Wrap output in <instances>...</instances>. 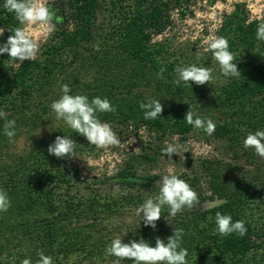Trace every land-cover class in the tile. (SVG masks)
Here are the masks:
<instances>
[{
	"label": "trees",
	"instance_id": "1",
	"mask_svg": "<svg viewBox=\"0 0 264 264\" xmlns=\"http://www.w3.org/2000/svg\"><path fill=\"white\" fill-rule=\"evenodd\" d=\"M4 3L0 0V28L5 29L0 46L13 34L9 28L21 26ZM67 6L71 26L57 31L36 59L7 67L8 55H0V110L16 122L14 142H9L3 130L5 120L0 119V190L11 202L7 212H0V264H21L26 258L37 264L40 251L51 256L53 264H78V259L113 262L115 257L105 253L111 240L98 229V221L122 203L135 200L124 191L151 185L149 179L125 169L117 176L122 190L117 200L71 193L76 171L66 165V158L57 159L47 151L57 136L74 140L76 153L89 148L87 139L57 120L51 110L65 84L71 95L110 101L116 112L98 113L102 122L144 128L158 141L168 135L184 138L195 130L184 120L190 108L196 116L215 123L211 136L232 151L231 161L203 160L199 176H184L198 194V204L174 218L165 206L155 229L142 223L127 234L124 243L143 239L155 247L157 237L167 242L180 228L188 264H264V159L243 146L247 134L264 130V41L256 39L262 22L251 19L243 4L222 17L216 36L228 40L241 73L239 78H226L211 51L196 55L173 50L160 37L170 24V0H68ZM191 64L213 69L212 82L176 85L177 66ZM149 100L163 105L155 120L144 119L140 108ZM39 132L44 133L39 136ZM20 139L25 146L16 150ZM242 162L246 167L240 166ZM202 178L206 191L199 185ZM215 199L225 202L196 209ZM217 212L231 215L233 222L243 220L246 235L220 236Z\"/></svg>",
	"mask_w": 264,
	"mask_h": 264
},
{
	"label": "clouds",
	"instance_id": "2",
	"mask_svg": "<svg viewBox=\"0 0 264 264\" xmlns=\"http://www.w3.org/2000/svg\"><path fill=\"white\" fill-rule=\"evenodd\" d=\"M4 8L15 15L21 26L8 29L13 34L7 38L5 44L0 46V55L5 53L8 55L9 60L6 64L9 67L36 59L39 53V44L29 35L28 26H34L48 35L54 31L55 24L59 21L57 12L45 0H5ZM4 31V28H0V36ZM256 39L264 41V22L257 26ZM95 50L99 51L98 45ZM207 50L212 52L213 59L217 62L224 77H241L237 63L234 62L235 56L229 50V42L225 37H211ZM15 61H19V63H15ZM163 71L164 69H161L158 75H162ZM175 71L177 79L174 83L178 86L181 82L189 87H191L189 82L197 86L209 85L213 80V69L200 67L196 64L177 66ZM61 92L60 98L51 104V110L57 120H62L74 133L85 137L89 144L97 149L120 145L121 141L112 130L111 125L98 118V113L116 112V108L107 98L95 97L89 101L85 95H71V89L67 84L62 86ZM140 108L143 110L146 120H155L163 112V105L159 100L141 103ZM0 119L5 120L4 134L9 138V142H14L15 120H8L7 113L3 110H0ZM184 120L195 130H201L209 136L215 132L216 125L211 119L205 120L196 116L190 108ZM76 146L77 144L71 138L57 136L47 151L49 155L55 156L57 159H78L75 151ZM243 146L245 149L254 150L259 158L264 159V130L247 134ZM181 148L182 146L179 144L170 143L164 149V155L171 159L172 156L177 155ZM159 183L158 194L148 198L136 210L140 222L142 221L145 227L152 229L156 228V222L161 219V213L165 206L169 209V215L174 218L185 208L190 209L199 203L198 194L177 175H164ZM123 194L127 195L126 192ZM10 206L8 194L0 190V212H7ZM215 224L216 232L220 236L235 233L243 237L247 233L245 222L243 220L233 222L231 215L217 212ZM183 235V229L176 228L173 234L167 238V242L157 237L155 247L150 246L143 239L139 242L133 240L124 243L123 238L117 236L106 247L105 253L115 257L113 264H123L124 261H131L132 264H188V250L181 247ZM38 255L37 264H53L52 257L46 256L43 251H40ZM21 264H32V262L26 258L21 261Z\"/></svg>",
	"mask_w": 264,
	"mask_h": 264
},
{
	"label": "rangeland",
	"instance_id": "3",
	"mask_svg": "<svg viewBox=\"0 0 264 264\" xmlns=\"http://www.w3.org/2000/svg\"><path fill=\"white\" fill-rule=\"evenodd\" d=\"M45 2L57 12L59 21L56 22L54 31L48 35L34 26H28L29 35L39 44V53L42 46L57 31L62 27L71 26V23L67 22L68 0ZM236 4H243L251 19L264 22V0H170V24L160 37L167 39L173 50L182 49L189 54H201L207 49L209 39L216 36L222 17L231 13ZM8 60L9 57H6L5 64ZM6 66L9 67L7 64ZM112 130L121 141L119 146L97 149L88 144L89 148L77 153L78 159L66 158V165L76 171V183L71 193L78 196L90 194L119 199L122 190L116 183L117 176L125 169L139 178L150 180L149 188L135 186L124 191L128 197H134V201L122 203L109 217H100L102 220L98 221V229L102 228L104 234L107 232V238L111 241L117 236L124 240L130 231L142 225L143 222H140V217L136 214L137 208L142 204L136 199L146 201L158 194L159 182L164 175L175 174L181 179H185V175L199 176L201 174L199 164L203 160L216 158L231 161L232 158V151L225 142L201 130H194L184 138L168 135L162 141H158L154 134L144 128L112 127ZM43 133L39 132V136ZM170 143L182 146L171 159L164 155V149ZM24 146V140L20 139L16 144V150H22ZM240 166L246 167V163L242 162ZM199 185L206 191L204 178ZM210 204L211 202H205L196 206V209H209ZM78 264L113 262L108 259H96L92 262L78 259Z\"/></svg>",
	"mask_w": 264,
	"mask_h": 264
},
{
	"label": "water",
	"instance_id": "4",
	"mask_svg": "<svg viewBox=\"0 0 264 264\" xmlns=\"http://www.w3.org/2000/svg\"><path fill=\"white\" fill-rule=\"evenodd\" d=\"M224 202H225V200L215 199L213 202H211V204H210V208H211V207H214V206H217V205H220V204H222V203H224Z\"/></svg>",
	"mask_w": 264,
	"mask_h": 264
}]
</instances>
